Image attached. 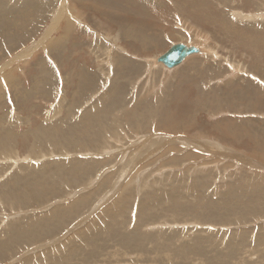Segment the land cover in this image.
<instances>
[{
  "label": "rangeland",
  "instance_id": "obj_1",
  "mask_svg": "<svg viewBox=\"0 0 264 264\" xmlns=\"http://www.w3.org/2000/svg\"><path fill=\"white\" fill-rule=\"evenodd\" d=\"M263 183L264 0H0V264H264Z\"/></svg>",
  "mask_w": 264,
  "mask_h": 264
},
{
  "label": "water",
  "instance_id": "obj_2",
  "mask_svg": "<svg viewBox=\"0 0 264 264\" xmlns=\"http://www.w3.org/2000/svg\"><path fill=\"white\" fill-rule=\"evenodd\" d=\"M200 50L196 46H188L182 42L173 44L167 51L158 57V61L164 63L169 68L181 64L189 55L198 53Z\"/></svg>",
  "mask_w": 264,
  "mask_h": 264
},
{
  "label": "bare ground",
  "instance_id": "obj_3",
  "mask_svg": "<svg viewBox=\"0 0 264 264\" xmlns=\"http://www.w3.org/2000/svg\"><path fill=\"white\" fill-rule=\"evenodd\" d=\"M244 16V15H243ZM245 21V20H244ZM136 25V24H135ZM144 25V24H143ZM142 25V26H143ZM134 26V25H133ZM140 26V25H139ZM132 27V26H131ZM140 28V27H139ZM147 28V27H146ZM140 30V29H139ZM143 31V29L142 30H140L139 32H135L134 34H136L135 35V37L136 38H140V39H144V33L142 32ZM63 40V39H62ZM161 43V42H160ZM177 43H179V42H177ZM177 43H175V44H177ZM147 44V43H146ZM184 44H186V45H188V46H196L200 51L198 52L199 54H201V52L203 51L201 48H199V46L196 44V45H194V44H187V43H184ZM145 47V46H144ZM205 48V47H204ZM167 51V50H166ZM210 52V51H209ZM204 53V52H203ZM211 53V52H210ZM194 56V55H193ZM192 56V57H193ZM193 58H195V57H193ZM194 60V59H193ZM111 61V60H110ZM156 62L157 63H162V62H159L158 61V57L156 58ZM193 62H195V61H193ZM166 68H168V69H171V68H169L168 66H166L164 63H162ZM193 64V63H192ZM153 65V64H152ZM173 68V67H172ZM229 83V82H228ZM197 85V84H196ZM212 89H214V88H212ZM206 94V93H205ZM213 96V95H212ZM163 98V97H162ZM164 104V103H163ZM161 105V104H160ZM217 110V109H216ZM192 122V121H191ZM229 122V121H228ZM232 123H234V122H232ZM162 124V123H161ZM141 126H139V128H140ZM142 142V141H141ZM159 141H154V142H152V144H156V143H158ZM168 143V142H167ZM139 144V143H138ZM164 144L166 145V143L164 142ZM148 145H151V142L148 144ZM161 145V144H160ZM161 146H163V145H161ZM130 147H132V146H130ZM135 147V146H134ZM136 147H137V145H136ZM135 147V148H136ZM159 147V146H158ZM158 147H155V150H156V148H158ZM221 148V147H220ZM130 149V148H129ZM159 149V148H158ZM154 150V149H153ZM219 151H221V150H219ZM214 152V151H213ZM160 153V152H159ZM216 153V152H215ZM156 154V153H155ZM158 155V154H157ZM232 155V154H231ZM212 157H214V156H212ZM81 165H82V163H80ZM80 165V166H81ZM84 166V165H83ZM82 167V166H81ZM80 167V168H81ZM82 168H84V167H82ZM138 172H139V170H138ZM137 172V173H138ZM123 173V172H122ZM127 173H128V171H127ZM264 184V183H263ZM233 186V185H232ZM251 186H252V184H251ZM256 186V185H255ZM230 187V186H229ZM119 188V187H118ZM249 189H250V185H249ZM248 189V190H249ZM125 190H126V188H125ZM253 190V189H252ZM259 190H261L260 188H259ZM262 192V191H261ZM264 192V191H263ZM114 194V193H113ZM262 194V193H261ZM121 196V195H120ZM118 197H119V195H118ZM88 199V198H87ZM61 207V206H60ZM117 208V207H116ZM64 209V208H63ZM56 210V209H55ZM72 209H70V211H71ZM63 212V211H62ZM59 214H61V212H59V211H54V213H53V215H59ZM64 214V213H63Z\"/></svg>",
  "mask_w": 264,
  "mask_h": 264
}]
</instances>
